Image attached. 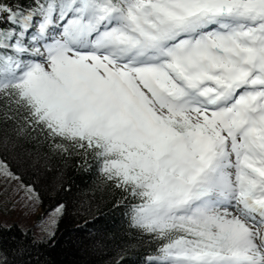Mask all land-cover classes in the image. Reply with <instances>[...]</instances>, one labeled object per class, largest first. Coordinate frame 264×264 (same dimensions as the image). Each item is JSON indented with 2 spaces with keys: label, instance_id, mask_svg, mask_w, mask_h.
<instances>
[{
  "label": "snow or ice",
  "instance_id": "1",
  "mask_svg": "<svg viewBox=\"0 0 264 264\" xmlns=\"http://www.w3.org/2000/svg\"><path fill=\"white\" fill-rule=\"evenodd\" d=\"M34 132L120 190L142 264H264V0H0V176Z\"/></svg>",
  "mask_w": 264,
  "mask_h": 264
},
{
  "label": "trees",
  "instance_id": "2",
  "mask_svg": "<svg viewBox=\"0 0 264 264\" xmlns=\"http://www.w3.org/2000/svg\"><path fill=\"white\" fill-rule=\"evenodd\" d=\"M45 155L43 135L34 132L8 159L13 171L39 192L44 212L63 203L67 215L60 220L50 243L34 237L30 229L0 225V238L11 252L8 259H15L17 264H115L124 255L142 264L149 245L128 228L120 190H104L103 176L94 169L81 171L77 158L49 159L46 169ZM37 159L41 160L39 165ZM17 248H26L28 255L19 257Z\"/></svg>",
  "mask_w": 264,
  "mask_h": 264
},
{
  "label": "rangeland",
  "instance_id": "3",
  "mask_svg": "<svg viewBox=\"0 0 264 264\" xmlns=\"http://www.w3.org/2000/svg\"><path fill=\"white\" fill-rule=\"evenodd\" d=\"M12 168L14 169L13 166ZM17 176L16 179L0 176V225L21 227V230L31 228L36 236L47 239L45 229L56 213L53 210L44 212L41 201L28 200L25 185L30 183L23 179V175L19 176L18 172ZM55 229L56 227L53 230ZM73 237L79 239L81 236Z\"/></svg>",
  "mask_w": 264,
  "mask_h": 264
}]
</instances>
